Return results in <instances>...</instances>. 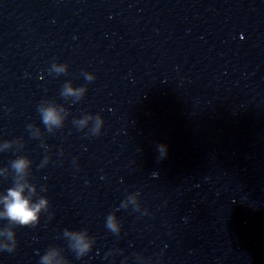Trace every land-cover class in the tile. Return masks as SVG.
<instances>
[{
	"label": "clouds",
	"instance_id": "1",
	"mask_svg": "<svg viewBox=\"0 0 264 264\" xmlns=\"http://www.w3.org/2000/svg\"><path fill=\"white\" fill-rule=\"evenodd\" d=\"M53 68L57 74H67L68 65L67 64H57L53 62ZM86 81H93L95 76L90 72L82 73ZM87 92L86 86L73 87L71 82H65L62 86L61 96H76L77 99H82ZM38 112L41 115V121L47 128L51 125L60 126L62 124L63 118L61 117L59 111L54 106H49L47 108H41L38 106ZM89 121L93 123L92 135L98 136L101 133V129L104 125V120L102 116L96 114L92 116L91 114L86 115L83 119L79 121L81 128L86 125ZM75 124L76 121L73 120ZM158 151L160 153L159 158L163 159L167 155V146L159 145ZM29 165V160L26 157H18L12 161V167L16 173H24ZM27 185L21 183H15V185L7 190V195L0 198V203L4 205V211L0 212V219L8 221V226L0 228V236H4L10 243L0 245V250L13 252L17 246L15 227H29L34 228L39 223L42 210H46L48 207V201L45 198L39 199L38 202L33 203L31 196H25V188ZM34 189L29 188V192L34 194ZM123 207V205H121ZM106 228L112 233L118 234L121 230V225L117 222L116 217L109 214L106 217ZM65 237L69 238L68 246L71 250L77 253V258L83 257L88 252L91 251L94 240H90L87 234V230L82 231H72L69 232L65 229L63 232ZM58 255L57 251L46 252L40 257L39 264H57L54 257Z\"/></svg>",
	"mask_w": 264,
	"mask_h": 264
}]
</instances>
